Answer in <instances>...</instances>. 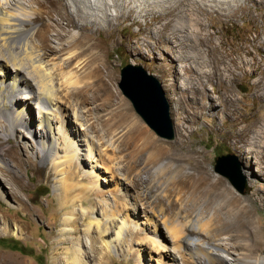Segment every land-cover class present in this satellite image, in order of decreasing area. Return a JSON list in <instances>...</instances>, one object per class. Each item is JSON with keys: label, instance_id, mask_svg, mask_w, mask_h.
I'll return each mask as SVG.
<instances>
[{"label": "rangeland", "instance_id": "obj_1", "mask_svg": "<svg viewBox=\"0 0 264 264\" xmlns=\"http://www.w3.org/2000/svg\"><path fill=\"white\" fill-rule=\"evenodd\" d=\"M134 1L139 5V11H130L119 22L101 20L96 37L102 42V56L100 48L81 55L87 64L77 71L76 84L75 55L66 57L71 49H75V30L79 28H75V24L67 26L63 36H58L60 25L54 19L59 17L60 10L41 6L37 22L47 35L46 59L54 58L61 67L54 71L57 73L56 96L77 106L86 124L84 127L96 144L95 152L102 153L106 169L99 168L103 174L100 186L106 190L107 201L96 194L85 197L82 185H90V180L83 174V167H89L88 147L80 140V132H75L72 117L67 118L68 126L79 141V157L65 156L61 150V157L56 159L54 155L38 150L37 138L24 135L23 128L4 136V132H8L0 116V187L8 198L0 195V258L6 257L20 264H54L53 247L66 210L59 205L55 183L57 176L64 172L61 192L75 198V227L79 232L73 237L88 252V264L99 262L91 256L90 239L85 231L93 210L99 218L102 213L110 212L119 218L130 213L133 218L122 242L124 251H113L106 264H161L155 259L160 249L146 241L155 235L156 221L167 219L183 224L185 217L198 219L205 216L206 205L227 206L230 197L234 196L242 200L231 209L224 207L223 216H227L228 210L232 216L241 213L216 236L219 242L228 245V251L216 250L222 258L219 264H253L240 255L245 252L248 241L240 235L246 222L250 227L264 225V0L244 4L243 0H221L210 4L196 0ZM22 2L33 9L40 8L28 0ZM111 9L114 14L128 11L125 6H112ZM166 12L168 16H164ZM62 23L66 25L67 20L62 19ZM147 29L156 35L150 41L143 40ZM11 46L14 49L1 45V50L7 56L14 51L16 60L20 59L18 56L23 55V51ZM180 49L192 56L180 58ZM95 59L101 63L98 69L92 68ZM128 63L142 64L162 82L171 105L175 127L173 139L162 137L151 129L122 93L118 84L121 69ZM191 66L196 70L200 68L205 75L199 78L196 72L189 70ZM61 69L72 70L73 81L62 76ZM201 84L207 109L196 119L192 111L197 104L191 98L194 88ZM181 97L182 107L178 109L175 100ZM231 103L236 109L233 115ZM34 111L37 119L38 110ZM134 119H138L168 149L157 163L149 162L150 151L138 153L130 145ZM244 125L253 126V129L249 138L241 141L235 133ZM226 153L236 155L241 174L246 177L247 187L243 191L215 168L216 158ZM59 160H63L60 166L56 163ZM160 162H165L166 166L157 170L155 165ZM9 181L18 188L22 206L8 193ZM83 199H86L84 208ZM202 206L198 215L195 208ZM179 208L183 212L180 215L177 214ZM82 209L87 211L86 215ZM1 212L6 214L8 222L21 227V236L3 231ZM158 227L162 242L172 248L171 234L164 226ZM130 231L134 233L130 234ZM99 233L95 228L90 235L98 237L95 245L102 251ZM70 245L61 244L60 250ZM127 245L132 249L143 247L146 259L134 261L128 255ZM150 249L155 258L149 255ZM183 253L179 264H216L201 253L193 255L187 249H183Z\"/></svg>", "mask_w": 264, "mask_h": 264}, {"label": "bare ground", "instance_id": "obj_2", "mask_svg": "<svg viewBox=\"0 0 264 264\" xmlns=\"http://www.w3.org/2000/svg\"><path fill=\"white\" fill-rule=\"evenodd\" d=\"M28 1L32 5L38 4L40 8L33 9L31 5H26L22 0H0V116L4 121L3 126L8 132H4L3 135L13 134L15 130L23 128L22 133L24 135L28 136L31 134L37 138V149L44 154L54 155L56 159H59L61 157L59 152L62 150L65 156L70 157V155H74V157H79V141L72 135L71 129L68 126L69 119L67 118L72 117V124L76 128L75 132H80L82 136L80 140L88 147L87 158L89 160V167H83V174L90 180V185H82V188L86 191L85 197L87 199L90 195L96 194L101 197V200L106 202V190L101 189L100 186V179H102L103 174L99 170L102 167L106 169L103 165H106V163L103 161L102 153L95 152L96 144L87 132V127H84L86 124L82 120L80 112L76 108L77 106L73 107L65 102L60 95L56 96L55 79L57 73L54 71L59 70L61 67L59 61H56L54 58L51 59L49 56L50 59H46L48 57V52L45 49L47 35L43 27L37 22V19L43 6L55 7L60 10L59 17L54 19L60 25L58 36H63V31L66 30L67 26L75 24V28H79L75 30V49L73 48L75 51L71 49L70 54L66 57L70 58L75 55V67L77 68L75 70L76 84L78 81L77 71L87 64L81 55L87 50L100 48L99 54L102 56V42L96 37V33L101 29L99 27L101 26V20L108 23L115 22V20L119 22L130 11H139V5L134 0ZM215 1L221 2V0H196V2H202L204 4H210ZM247 1L252 0H243L242 4ZM112 6L115 8L125 6L128 8V11H121L114 14V11L111 9ZM66 8L72 9L67 10ZM164 16H168V12ZM62 19L67 20L66 25L62 23ZM94 26H97V29ZM155 37L156 35L150 29H147L144 32L143 40L150 41ZM161 37L166 40L164 35ZM1 45L8 46V48H12L11 45H14L18 51H23V55L20 53L18 57L21 58L17 60L14 51L7 56L1 50ZM183 50L180 49V58L188 59V56H192V54H187ZM194 55L195 58L198 57L196 54ZM196 60L194 59V61ZM94 64L92 67L94 69L101 67V63L97 60ZM193 68L191 66L189 70L191 69L190 71L196 72L199 78L205 75L200 68L197 70ZM73 73L72 70L66 72L62 69L60 70V74L66 76L69 81H73ZM184 91L186 92L188 90ZM204 98V87L201 84L197 88H194V95L191 98L197 104L196 107H193L192 111L196 119L197 117L199 119L204 113V110L207 109V104L203 100ZM175 101L178 109H180L182 107V97ZM230 107L231 114H235L236 109L234 104L231 103ZM34 109L38 110L39 117L37 119ZM133 124L130 145L138 153L146 150L150 151V155L148 156L149 162L157 163L168 152V149L138 119H134ZM252 127L244 125L238 128L235 133L237 138L241 141H246L249 138L250 131L253 129ZM60 139L63 140H61L62 143ZM56 163L60 166L63 164V160L56 161ZM155 166L158 170L165 167L166 163L160 162L159 165L156 164ZM63 174L64 172H61V176H57L58 180L55 183V189L60 207L66 210L61 218L60 228L58 229L59 237L53 247L52 259L54 264H88V260H86L88 252L82 248L81 242L75 241L73 237V235L79 232L75 227V198L72 199L71 197L73 196L70 195L69 197L67 194L61 192L64 186ZM9 183L11 187L8 193L10 192L12 197L18 200L22 206V198L18 188L13 185V182L9 181ZM114 188L116 189L117 186ZM5 193V190L0 187V195L7 198V194ZM86 199L82 201L83 208ZM230 199V204L227 206L206 205L207 214L205 216L202 214L203 216L198 219H194V216L190 219L185 217L183 224L179 223L180 221L175 223L167 219L162 221L159 218L160 220L156 221L154 227L155 235L150 236L146 241L152 247L160 249V252H156L158 257L155 258L153 249H150L149 255L151 257L154 256L153 258L158 259V262L161 264H179L180 256L184 257L183 249H187L193 255L201 253L208 258L209 262L219 264L222 258L216 250L220 248L228 251V245L227 243L219 242L216 236H219L225 228L229 227L230 222L237 220L239 213H241H235L234 216H237L236 219L230 215L232 213L229 210L226 212L227 216H223L222 209L224 207L231 209L233 205H237V202L239 203L242 200V198L237 196L230 197ZM203 207L195 208V211H198V215L201 214ZM82 211L84 215L87 214L86 210L82 209ZM93 212L92 220L85 228L86 234L90 239V245L88 247L92 249L91 256L93 259L99 260L95 264H106V259L111 257L113 251L117 253L124 251L122 242L126 237L129 224L133 222V218L130 213L126 217L119 218L112 212L102 213V216L99 218ZM182 213L181 208H179L177 214L180 215ZM1 217L4 218V227L2 228L4 232H12L15 235L21 236V227L18 224L8 222V218L3 212H1ZM259 225L250 227V224L246 222L244 230L240 235L248 240H246L245 252H242L240 255L242 258L253 262V264H264V225ZM158 226H164L171 234L172 248L166 242H162L163 239L161 240L160 238ZM95 228L98 229V232L100 231V240L103 245L102 251L95 245L98 237L90 235ZM133 233V231H130V234ZM66 243L72 245L64 246L60 250L61 244ZM126 248L128 255H131L136 262H141L142 259L144 260L147 257V254L145 255L143 252V247L141 249H132L127 245ZM0 264L20 263L4 257L0 258Z\"/></svg>", "mask_w": 264, "mask_h": 264}, {"label": "water", "instance_id": "obj_3", "mask_svg": "<svg viewBox=\"0 0 264 264\" xmlns=\"http://www.w3.org/2000/svg\"><path fill=\"white\" fill-rule=\"evenodd\" d=\"M119 87L131 101L135 111L143 121L158 135L173 139L175 137L171 105L159 78L150 73L142 64L128 63L121 69ZM215 168L227 176L234 185L243 191L247 180L241 174L237 157L226 153L216 158Z\"/></svg>", "mask_w": 264, "mask_h": 264}]
</instances>
